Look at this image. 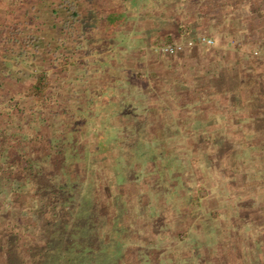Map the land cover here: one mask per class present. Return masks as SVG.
Returning <instances> with one entry per match:
<instances>
[{
	"label": "trees",
	"instance_id": "obj_1",
	"mask_svg": "<svg viewBox=\"0 0 264 264\" xmlns=\"http://www.w3.org/2000/svg\"><path fill=\"white\" fill-rule=\"evenodd\" d=\"M27 1L28 3H24L22 0H17L16 5L20 7L17 11L15 10L13 22L7 19L8 13L0 16V45L7 53L6 58L11 57L16 61L29 58L33 68V72L26 77L31 84L30 90L25 89L28 99L26 103H23L21 98H0V104L10 106V110L5 113L0 110V264H98L103 258L101 256L107 255V249H110L113 242L111 238L124 232L123 230L134 238L135 231L140 235L142 229L145 241L128 240V243L121 244V249L112 251L120 253L117 256L119 262L114 264H143V261L146 264H169L177 259H182V263L186 264L185 254L190 249L198 254L206 249L210 253L218 254L217 250L220 251V248L217 239L223 234L226 237L231 235L229 240L231 243L232 238L239 233H236L238 221L233 222L231 214L226 218L229 224L224 225L221 220L223 216L221 208L217 214L213 213L211 216V213H208L203 217H200L199 208L204 214L203 197L208 202L212 200L214 203L217 184L222 181L217 178L211 184L206 180L203 184L209 189V194L202 196L199 194L202 190L196 191L195 181L188 178L180 163L187 160L193 168L195 166L194 170L198 174L205 177V166H213L215 154L219 153L222 147L228 145L232 139L234 140L233 136L224 140L219 135L224 133L221 127L224 122L216 103L222 98L216 101V94H214L210 100L208 98L212 93H205L207 90L205 87L208 85L211 88L213 86L214 90L219 85L218 82L228 86V83L223 82L225 74H219L218 82L215 76L211 81L212 86L209 81L197 80L188 85L190 90L184 88L180 93L178 92L180 88L187 87V84L173 86V90L169 89L166 92L159 87V81L150 77L147 89L143 90L141 87L135 91L132 88L134 83L131 84V81L142 82V78L148 79L146 73H142L141 67L140 69L137 67L131 76L130 83H122L119 80L113 82L110 78H106L109 72L121 68L117 60L126 58L127 55L116 50L119 45L117 38L113 41L109 40L106 29L110 24L106 21L107 16H103L105 12L99 11L96 7L89 8L91 5L87 6L94 0ZM143 1L145 0H141L138 5L126 3L127 10L156 11L161 7V5H146L141 3ZM230 1L233 2V0ZM109 4L117 7L123 3L119 0H110ZM164 7L162 6V9ZM133 18L132 27L130 24L132 19H129L118 25L117 33L127 31L131 35L140 31L138 26L142 23V19L139 16ZM144 18L143 20H146V17ZM35 21L38 24H35ZM258 38L262 42L264 35ZM263 45L258 46L262 48ZM136 47H139L137 43ZM263 62L264 59L257 56H242L239 61L244 66L242 77L240 78V75V79L233 78L232 86L223 92L225 95H229L231 91L235 93V99L231 103L240 101L243 111H249L264 104V88H262L264 87V70L259 71L257 67L264 66ZM56 68H60L59 71H56ZM0 71L3 72V70ZM19 73L24 75L23 71ZM230 76L232 77V74ZM0 78V91L6 90L5 92L8 91L14 96V88L9 85V79L1 75ZM140 78L141 81H139ZM166 84V86L171 85ZM215 92L220 93L221 90ZM15 96L20 95L16 93ZM176 97H179L181 101L189 102L187 105H182V108H194V112L189 114L188 124L182 130V137L186 136L188 140L184 147H176V149L157 147L160 139L149 137V135L147 142L143 141L145 142L143 143L142 140L145 139L142 138L141 131L135 127L128 128V124L135 125L137 119L144 124L149 123L146 116L152 113L153 108L157 107L161 110L166 101L175 103ZM65 100L70 102L69 106H63L58 102ZM57 102L59 106L56 112ZM81 103L93 108L87 109L85 105L87 107L85 117L91 120L82 125L78 133L64 132V129H60L58 125L66 122L71 124V119L76 121L78 116L76 114L74 116L70 109L72 104L78 108ZM227 103L221 102L220 106H223V109L228 108ZM212 109L215 111H211ZM226 112L222 113L227 115ZM254 117L255 114L246 115L241 121L247 124ZM258 123L264 132V117ZM128 130L132 132L129 137L133 139V142L124 146L122 133ZM104 134H109L110 138L114 136V139L118 135L121 138L120 147L123 149L119 157L113 161L106 157L105 159L109 162L106 161L105 166L98 171L99 173L97 172L99 166L87 164L92 175H100L103 188L96 187L91 194L86 195L87 197L82 196L81 192L77 193L80 199L75 201L74 190L83 179L82 176L76 178L75 175L78 172L82 175L87 166L82 163L83 161L72 164L69 161L70 155L75 151L73 157L77 158L78 155L84 154V150V157L94 155L99 146L97 141L100 144V138H103ZM164 137L168 138L167 135H163ZM210 138L211 143H207ZM203 148L208 149L210 156L208 162L205 163V159L202 166L201 159L196 158L198 154L195 157L190 155ZM232 148V146L229 147L226 152ZM180 150L186 151L188 155H183ZM236 153L238 151H234V154ZM163 158H172L177 168L167 169L170 161L168 160L165 164ZM236 158L238 157H233L232 161ZM178 160L179 163H177ZM199 165L200 168H198ZM115 168L119 170L117 177L112 176ZM227 168L230 170L229 178L233 180L240 166L230 162ZM145 177L146 179L150 177L152 180L147 181ZM140 184L146 187L147 194L160 193L159 198L165 202L158 201L154 205V202L145 201L144 196L136 193ZM186 184L189 188L185 186ZM127 185L132 186V189H129L130 192L127 188L125 190ZM183 186L188 192L180 196L177 191ZM242 189L244 187L240 189L231 187L232 194ZM103 190L108 195L107 200L101 197L99 201V193L101 194ZM126 194L130 198L124 201ZM136 194L137 203L131 205ZM175 195L176 199H174ZM113 196L114 201H112ZM184 198L187 201H183L188 202V206L182 211L179 206ZM227 200L232 202L235 200L234 213L237 215L250 206L251 200V203L254 202L255 194L246 196L238 194L236 197L233 195ZM110 201H112L111 204ZM113 204L116 207L128 205L130 214L126 218H123L121 214L116 215L117 220L124 219L123 224L126 226H121L117 221L116 224L114 223L113 230L110 228L107 231L103 227L99 231L98 228L102 223L108 222L110 227L112 219H110L111 210L109 209L110 205L113 207ZM164 204L165 207H163ZM154 208L156 210L153 214ZM89 211L91 215L86 217L84 213ZM94 214H99L98 222L93 220ZM150 214L153 215L154 222L168 221L169 217L175 216L181 223L174 228L166 222V231L157 230L158 226L155 225L149 230L147 227H151V223H148L151 222ZM206 217H215L206 221L205 224L208 225L212 221L216 223L217 217L219 221L221 220L219 226L215 224L212 227L218 238L214 240L212 248H209L210 244H206V238H202L203 243L198 239L196 244L191 245L193 248H189V245L184 243L187 242L191 233L198 234L201 229L199 225L205 221ZM168 231L173 236L172 248L170 244L163 246L165 234L168 235L166 233ZM164 247H167L166 251L161 252ZM255 261L254 264H263L260 260Z\"/></svg>",
	"mask_w": 264,
	"mask_h": 264
},
{
	"label": "rangeland",
	"instance_id": "obj_2",
	"mask_svg": "<svg viewBox=\"0 0 264 264\" xmlns=\"http://www.w3.org/2000/svg\"><path fill=\"white\" fill-rule=\"evenodd\" d=\"M24 3H28L27 0H22ZM191 0L190 5V12H206L208 20L206 23L201 26L200 34L191 33V37L188 38V40L184 41L187 42L190 39H197L198 37L204 36L207 38H210L214 43L209 47L204 46H196L194 49H199L196 52L189 54H184V52L174 55L176 57L171 56H165V54L160 53L156 48L159 41L169 40V35L162 32L160 29L155 34L154 32V26L158 22L156 21H150L149 19L152 16H148V19L142 20V23L138 26V29H141L140 31L131 34L127 31H121L120 34L117 32L119 31L118 25L122 22L124 18H131L132 21H130L131 27L133 26L134 16H107L109 22V27H107L106 34L109 36V40L113 41L117 38L119 45L116 47V50L118 51H124V55H127L126 58H119L118 64L121 68L114 69L111 72H109L108 76L106 78H110L111 81H120L122 83H130L131 76L135 73V71L140 69L143 71L142 73H146V76L148 79L143 80L142 82L138 81H131V84H133L132 88L133 90L137 91L139 88L142 87V89H147L149 85H147L148 80L150 77H153L154 80H157L160 82L159 87L163 88L164 91L167 92V90L171 89L173 90V86L181 85V84H187V87L182 86L180 91L185 89L190 90V87L188 86L190 83L197 81V80H204L209 81L212 86V79L215 77L216 82H218L219 74H225L223 82L228 83L222 84L218 82V86H216V89L214 90L213 86L212 88L208 85L205 87L207 90L205 93L209 94L212 93V95L208 98L212 100V97L214 94H216V101L220 98V100L217 101L216 107H219V113L222 114L221 119L224 124L221 126L224 130V133H219L220 136L223 137L224 140H227L229 137L233 136L234 140L229 142L228 145H225L222 147V150L219 153L215 154V163H213V166H205V177L204 175L198 174L196 170L189 164L187 160L180 163L181 166L184 167V173L186 172V175H188V178L195 181L194 184L196 185V191L202 190L201 193H199L202 196H207L209 194V189L206 188V185L203 183L206 182V180L210 181V183H214L215 180L220 179L222 183L217 184V195L214 197V203L211 200L208 202L206 199H202V210L203 213H201L200 210V217L205 216V214L211 213V216L218 213V210L220 208L222 209L223 216L221 217L222 224L228 225L229 222L226 220L228 216L232 214L233 222L236 220L238 221V230L236 233H238L237 236L232 238V242L230 243V236H227L223 234L218 238L215 235V231H213V228L216 225H220L219 223L221 220H218L214 223L212 221L210 225L205 224L208 219H214L215 217L207 218L205 221L201 222L200 231L198 234H192L189 235L187 242L184 244H188L189 248H191L193 244H196L197 240L202 241V238H206V244H210L209 248H212L214 244V240L217 239V242L219 240V249L217 250L218 254H215L214 252L210 253L209 250H202L201 254H198L196 251L189 250L188 253L185 254L187 257V263L186 264H254L255 260H260L264 264V132L262 126L259 125L260 119H263L264 117V104H261L257 106L256 108H253L249 111H243V107L240 105V101L236 102L235 99V93L232 91L229 92V95L223 94L224 91H227L230 86H232V81L234 79H238L239 76L242 74L243 65L239 63V61L242 59V56L251 55V56H257L258 58L264 59V47L259 48L258 45H263V41H259V36L264 35V1L259 0L256 5L254 4L255 10H258L255 16H251L250 14V1L249 0H233V2H230L229 0ZM253 1V0H252ZM17 0H0V16H3L5 13H8V20L10 22L14 21L15 18V12L18 10L20 5H16ZM91 4L87 5L89 8H93L98 5H94L93 2H89ZM205 3V4H203ZM171 6H165L166 10H169ZM4 9V10H3ZM16 10V11H15ZM102 9H99L101 11ZM110 10H113V7L107 6L104 9L105 13H108ZM165 10V11H166ZM44 11V10H43ZM136 9L131 10V12H135ZM140 11V10H138ZM45 12V11H44ZM148 12V13H147ZM146 14L153 13L152 11L147 10ZM46 14V12H45ZM111 14H119L117 12V9H114ZM193 15V14H192ZM154 18V17H153ZM188 19V17H185ZM195 18V17H194ZM125 20V19H124ZM35 24H38V22L35 21ZM121 30V29H120ZM175 33V32H174ZM155 35V36H154ZM132 38L130 39L129 38ZM142 38V41L140 39ZM177 34H174L171 38L176 40ZM129 38V39H128ZM255 39V40H254ZM137 40V42H136ZM253 40V41H252ZM172 42V41H171ZM176 42V41H174ZM181 43H184L180 41ZM136 43L139 47H136ZM142 47H141V46ZM244 45V46H243ZM243 46V47H242ZM264 46V45H263ZM141 50V51H140ZM134 51V52H133ZM140 51V52H137ZM122 53V54H123ZM7 53L0 45V70H3L1 72V76L6 79V77L9 79L8 83L11 86V88H14V96L9 93L8 91H0V98H21V101L23 103H26L28 101L25 89L30 90V81L26 79L28 74L33 72L32 64L29 58L26 60L20 59L16 61L14 58L11 59V57L6 58ZM12 56V54H9ZM264 63V62H263ZM15 65V67H14ZM241 65V66H240ZM167 67L171 68V70H166ZM259 67V71L264 70V66H257ZM60 68H56V71H59ZM52 70V69H51ZM23 71V76L19 72ZM232 74V77L230 76ZM158 75V77H156ZM57 76V75H56ZM145 77V78H147ZM242 75L240 76V78ZM65 78V77H64ZM70 78V76L68 77ZM141 78L139 81H141ZM161 78V79H160ZM197 78V79H196ZM232 78V80H231ZM239 78V79H240ZM72 79V78H71ZM159 79V80H158ZM1 80V78H0ZM231 81V83H230ZM69 83V82H68ZM169 83L171 85L166 86ZM222 84V85H221ZM127 85V84H126ZM246 86V85H245ZM211 88V89H210ZM264 88V87H262ZM261 88V89H262ZM221 90L220 93H216L215 91ZM18 93L20 96H15V94ZM215 98V97H214ZM59 104H63L66 106L70 105V102L65 101H58ZM58 102L55 105V110L57 112L58 110ZM188 101H181L179 100V97L175 98V103L166 101L165 106H163L161 110L157 109V107L153 108L152 113H149V115L146 116L148 118L147 124H144L143 121H140L137 119L135 125L128 124V128H137L139 131H141V134H143L142 140L147 142L148 135L149 137H158L160 139L157 147L164 146V148L169 149H176L182 148L185 146L186 143V136L182 137L183 135V127H185L188 124V117L189 114L194 112L193 107H187L182 108V105H187ZM221 102L224 104H228V108L223 109V106H220ZM174 103V104H173ZM32 104V103H30ZM176 104V106H175ZM86 105V104H85ZM84 103H81L78 108L75 107L72 104L71 111L72 114L75 116V114L78 116L76 121L74 119H71V124L63 123L58 125L61 128L64 129V132L72 131L75 133H78L81 130V126L84 125L88 120H91L90 118H86V108L87 109H93L92 107L85 106ZM109 106V105H107ZM62 107V106H61ZM0 110L5 113L10 110L9 104H0ZM61 110V109H60ZM69 110V111H70ZM138 110H140L138 108ZM217 110V109H216ZM143 112V109L141 110ZM211 111H215L212 109ZM226 112L225 113L222 112ZM64 112V111H62ZM60 112V113H62ZM138 112V111H137ZM71 114V115H72ZM229 114V115H228ZM255 114V117L253 120H250L247 124H243L242 117L245 118L246 115ZM130 115V114H129ZM139 116V115H138ZM259 116V117H258ZM257 117V118H256ZM130 119V116L127 118ZM95 120V119H92ZM228 120V124H227ZM143 122V124H141ZM82 123V124H80ZM237 124V125H235ZM63 125V127H62ZM77 125V128H75ZM146 125V126H145ZM58 127V128H59ZM200 127V126H199ZM198 131V129H196ZM131 131H125V133H122L123 139V145L128 146L133 141L132 138H130ZM163 135H167V137L163 138ZM121 136V137H122ZM161 137V138H160ZM167 138V140H166ZM101 139V143L97 148V151L94 155H90L88 158L85 156V150L84 154L78 155L77 158H74L75 151H73L70 155L69 161L73 163H79L82 162L83 164L92 163L95 164L98 167V170L102 169V166H105V163L107 159L106 157L112 159L118 158L122 147L121 145V138L117 135V137L114 139V136L110 138L109 134H104L103 138ZM188 141V140H187ZM210 140H207V143H211ZM143 142V143H145ZM190 142H192L190 140ZM226 142V141H225ZM83 144V142H81ZM81 144V145H82ZM233 147L232 150L226 152L229 150V147ZM82 147V146H81ZM221 149V148H220ZM234 151H238V153L234 154ZM183 155H188L186 151L182 152ZM198 154V157L201 159L202 166L204 165V161L206 159V162H208L209 158V152L208 149L203 148L200 151H194L191 153V157H195ZM227 154V155H226ZM171 157H174L173 154H170ZM169 155V157H170ZM223 158H222V157ZM225 156V157H224ZM236 158L235 161L233 160V157ZM167 157V155H166ZM84 159V160H83ZM94 160V162H92ZM166 162L168 160L170 161L169 167L170 170L177 168L175 165V161L172 160V158H163ZM219 161V162H218ZM109 162V161H107ZM180 161L178 160L177 163ZM219 165H218V163ZM231 162V164H235L236 166L239 165L240 169L238 172H236V176L233 178L238 180H232L229 175L230 170H228V164ZM245 163V165H244ZM244 165V166H243ZM89 166H87L83 170V174L79 175V172L75 175L77 178L78 176H82V181L77 184L76 189L74 190L75 195V201H77L79 198L80 193L82 196L87 197L86 195L91 194L96 187L103 188L102 185V179L100 180V175L91 174V170H88ZM119 168V167H118ZM166 168V167H165ZM200 168V165L199 167ZM52 169H50V172ZM79 170V169H78ZM88 170V171H87ZM115 168L114 172L112 173L114 177L118 176L119 170ZM87 172V173H86ZM193 173L191 175V173ZM196 172V173H195ZM99 173V172H98ZM222 173V174H221ZM87 175V176H86ZM171 175V173H170ZM233 175V174H232ZM99 178V179H98ZM153 178V177H152ZM204 178V179H203ZM96 181H95V180ZM146 179V177H145ZM147 181H151L152 179L150 177H147ZM211 183V184H212ZM237 183V184H236ZM129 185V184H128ZM126 186L125 190L129 191V189H132V186ZM146 185V184H145ZM216 185V183H215ZM240 185H244L241 186ZM188 187V185H185ZM236 189H240L244 187L241 191L232 194L233 191L231 190V187ZM237 186V187H236ZM189 188V187H188ZM144 190V191H143ZM90 192V193H89ZM130 192V191H129ZM179 192V195H186L188 191H186L185 187L183 186ZM141 194V196H144L145 201H151L154 202V205H156L159 202H165L161 201L159 198V194L154 193H146V187L143 184H140V187L138 186L137 192ZM102 194V195H101ZM99 193V201L101 197H103V200H107L108 195L105 194V190H103ZM111 194V193H110ZM242 195L246 196L247 194H255V200L253 203L252 200L250 202V206H248L243 211H240V214L234 213V205L235 200L232 202L230 200H227L229 197L235 195ZM138 198L137 194L134 197V202L131 203V205H136L137 203L135 198ZM94 200V197H92ZM129 195L126 194V197L123 198L124 201H127L129 199ZM176 199V195L174 197ZM236 199V198H235ZM85 200V199H84ZM186 198L182 199L180 201V210H184L188 206V202L185 203ZM109 201V198H108ZM112 201H114V196L112 197ZM110 201V204L111 202ZM187 201V200H186ZM239 201L241 199L239 198ZM249 203V202H246ZM238 205V203H237ZM253 205V206H252ZM165 207V204L163 205ZM159 208H161L159 206ZM110 219H112V222H110V227L107 223H102L99 226V231L105 227V229L108 231L113 230L114 223L116 224L117 221L120 223L121 226H126V224H123L124 219L117 220L116 215L121 214L123 218H126L128 214H130V210L128 209V205H117L113 207L110 205ZM156 209H152L153 214L155 213ZM119 211V212H118ZM176 212L179 210H175ZM198 211V212H199ZM87 212V211H86ZM84 215L87 217L90 214L84 213ZM82 215V216H84ZM178 215V214H177ZM99 214H94L92 218L93 220H98L100 217H98ZM153 215L150 214L149 220L151 222V227H147V229H153L154 225L158 226L157 230L166 231V222L169 226H178L179 223H181L175 216L169 217L168 221L161 222L160 220H157L154 222L152 219ZM256 219V220H255ZM253 220V221H252ZM118 225V224H117ZM202 226V227H201ZM222 226V225H221ZM171 228V227H170ZM173 228V227H172ZM169 228H167L168 230ZM123 230V229H122ZM221 229H219L220 231ZM124 232H120L111 242L110 249H107V255L104 254L102 259L99 260L98 264H114V262H119V259L117 256L120 254L119 252H112L113 250L121 249V244H126L129 241H145V236H143L144 230L142 229L141 234H137L135 231V237H131L126 233V230H123ZM112 232V231H111ZM95 232H93L94 234ZM168 235L165 234V241L164 245L170 244L171 248L174 245L173 242V236L170 231L166 232ZM235 233V234H236ZM103 235H101L102 237ZM213 236V237H212ZM113 237V236H112ZM212 238V239H211ZM203 243V241H202ZM120 244V245H118ZM131 244V242H130ZM139 244L137 243V246ZM261 245V246H260ZM106 246V245H105ZM260 246V247H259ZM104 247V245H103ZM193 248V247H192ZM208 248V247H207ZM167 247H164L161 252H165ZM192 252V253H191ZM246 252V255L244 253ZM159 253V252H157ZM211 254V255H210ZM106 256V257H105ZM109 256V257H108ZM97 257V256H96ZM183 258V256H182ZM126 260V259H125ZM217 260V261H215ZM179 261V263H177ZM206 261V263H204ZM254 262V263H253ZM143 264H146L144 261ZM184 264L182 263V259H177L175 261H171L169 264Z\"/></svg>",
	"mask_w": 264,
	"mask_h": 264
},
{
	"label": "crops",
	"instance_id": "obj_3",
	"mask_svg": "<svg viewBox=\"0 0 264 264\" xmlns=\"http://www.w3.org/2000/svg\"><path fill=\"white\" fill-rule=\"evenodd\" d=\"M119 1H120V3L122 2L123 4H120L117 7L109 4L110 0H94L93 4L98 5V6H95L96 9H102L103 12H104V9L108 5L112 6L113 10L117 9V12H119V14H111V12H113V10H110L108 13H103V16H135V18L137 16H139L140 19H142V20L145 19L144 17H146L148 19V16H152L149 20L158 22L156 24V26L153 27L154 28L153 30L155 31L154 33L155 34L160 33L158 31L161 29L162 32L169 35L168 38L172 42L176 41L177 43H181L180 41L184 42V41L188 40V38L191 37V33L192 34H195V33L200 34L199 31H201V29H202L200 25L203 26L206 23V21L208 20L207 14H205L206 12H204V13L197 12L198 10L194 11V12H190L191 10H189L190 9L189 7H190V5H192L191 0H145L141 3L146 4V5H151V6L161 5V7L159 9H157L156 11H153V13H151L149 15L146 14L147 11H138L136 9L135 12H131V11L127 10L126 3H134V4L138 5L141 0H119ZM249 1L251 4V6L249 8L251 11L250 15L255 16V14L257 13L258 10H255L254 4L256 5V3L259 0H253V1L249 0ZM89 4L90 3H88V5ZM162 6H171V8L169 10H166L165 7L162 9ZM185 17H188V19H186ZM124 19L122 20L121 23L126 22L131 18H127V20H126V18H124ZM174 34H177L176 40L171 38ZM198 50L194 49V48H192V49L188 48V49H186L184 54L186 53V54L191 55V53L196 52ZM140 51H137V52H140ZM122 52H124V51H122ZM165 56L166 55H164V57ZM171 57H173V56H171ZM174 57H176V56H174ZM166 70L170 71L171 68L167 67ZM156 77H158V75H156Z\"/></svg>",
	"mask_w": 264,
	"mask_h": 264
},
{
	"label": "built area",
	"instance_id": "obj_4",
	"mask_svg": "<svg viewBox=\"0 0 264 264\" xmlns=\"http://www.w3.org/2000/svg\"><path fill=\"white\" fill-rule=\"evenodd\" d=\"M213 43L214 42L210 38H207L204 36L198 37L197 39H190L189 41L184 42V43H177V42L162 40V41H159L156 49L160 53H163L167 56H174V55H178L184 52L188 48L192 49L196 46L209 47Z\"/></svg>",
	"mask_w": 264,
	"mask_h": 264
}]
</instances>
